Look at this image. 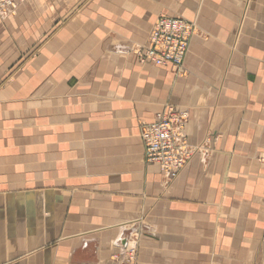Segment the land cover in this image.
Returning <instances> with one entry per match:
<instances>
[{"label": "crops", "instance_id": "0c3cea01", "mask_svg": "<svg viewBox=\"0 0 264 264\" xmlns=\"http://www.w3.org/2000/svg\"><path fill=\"white\" fill-rule=\"evenodd\" d=\"M16 5L0 15V263L126 264L138 247L140 264H264V0ZM161 15L201 29L185 77L140 59ZM168 104L193 151L174 180L141 138Z\"/></svg>", "mask_w": 264, "mask_h": 264}, {"label": "built area", "instance_id": "2783aa9c", "mask_svg": "<svg viewBox=\"0 0 264 264\" xmlns=\"http://www.w3.org/2000/svg\"><path fill=\"white\" fill-rule=\"evenodd\" d=\"M16 3L17 0H0V15L13 13ZM196 33V24L191 20L161 15L151 28L146 47L139 52L140 59L143 63L181 70L187 59L190 41ZM156 117L154 122L141 126L144 161L159 164L163 175L177 179L193 157L184 131L190 118L189 112L168 104ZM135 252L133 249L132 260Z\"/></svg>", "mask_w": 264, "mask_h": 264}, {"label": "rangeland", "instance_id": "374dc122", "mask_svg": "<svg viewBox=\"0 0 264 264\" xmlns=\"http://www.w3.org/2000/svg\"><path fill=\"white\" fill-rule=\"evenodd\" d=\"M179 16H181V17H184V16H182V15H179ZM188 20V19H187ZM192 22H194L195 24H196V29H197V35L199 34V32L201 31V29H199V26L197 25V22L195 21V20H191ZM195 34V35H196ZM173 70V69H172ZM173 73H174V76H175V78H177V77H185L186 76V72L184 71V69L182 68L181 70H177V71H175V70H173ZM143 123H148L146 120H141ZM142 122H141V124H142ZM166 176V175H165ZM167 177V176H166ZM167 178H169V177H167ZM169 179H171V178H169ZM171 180H174V179H171ZM141 216H143L142 214L140 215V218H141ZM141 221H142V219H141ZM144 224H146V223H144ZM145 226H147V225H145ZM144 229L142 228L141 229V232L142 233H144ZM133 249H135V257H134V260H132L131 259V255H134L133 253H132V250ZM126 259H125V263L126 264H140L139 262V260H140V248H138V247H133V248H131V249H128V252L126 253Z\"/></svg>", "mask_w": 264, "mask_h": 264}]
</instances>
